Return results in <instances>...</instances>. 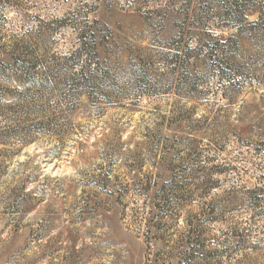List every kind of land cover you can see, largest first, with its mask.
<instances>
[{
	"label": "rangeland",
	"instance_id": "rangeland-1",
	"mask_svg": "<svg viewBox=\"0 0 264 264\" xmlns=\"http://www.w3.org/2000/svg\"><path fill=\"white\" fill-rule=\"evenodd\" d=\"M235 4L0 0V264H264V0Z\"/></svg>",
	"mask_w": 264,
	"mask_h": 264
},
{
	"label": "trees",
	"instance_id": "trees-1",
	"mask_svg": "<svg viewBox=\"0 0 264 264\" xmlns=\"http://www.w3.org/2000/svg\"><path fill=\"white\" fill-rule=\"evenodd\" d=\"M247 2L250 3V2H252V0H236V4H235L236 6L234 9L238 10V13L241 14L245 8L247 9V8H250L253 6V5H251L252 3L247 5ZM227 18L231 19L233 21L237 20L236 16L234 14L229 13V12H227Z\"/></svg>",
	"mask_w": 264,
	"mask_h": 264
}]
</instances>
